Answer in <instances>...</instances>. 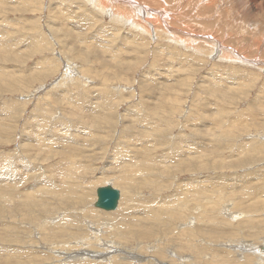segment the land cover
Here are the masks:
<instances>
[{
  "label": "rangeland",
  "instance_id": "obj_1",
  "mask_svg": "<svg viewBox=\"0 0 264 264\" xmlns=\"http://www.w3.org/2000/svg\"><path fill=\"white\" fill-rule=\"evenodd\" d=\"M0 264H264V0H0Z\"/></svg>",
  "mask_w": 264,
  "mask_h": 264
},
{
  "label": "water",
  "instance_id": "obj_2",
  "mask_svg": "<svg viewBox=\"0 0 264 264\" xmlns=\"http://www.w3.org/2000/svg\"><path fill=\"white\" fill-rule=\"evenodd\" d=\"M98 199L95 207L107 212L116 211L120 201V192L112 186L101 187L97 190Z\"/></svg>",
  "mask_w": 264,
  "mask_h": 264
},
{
  "label": "bare ground",
  "instance_id": "obj_3",
  "mask_svg": "<svg viewBox=\"0 0 264 264\" xmlns=\"http://www.w3.org/2000/svg\"><path fill=\"white\" fill-rule=\"evenodd\" d=\"M163 16V15H162ZM201 41V40H200ZM221 52V51H220ZM50 140V139H49ZM48 154V153H47ZM106 186H112V185H105V186H102V187H106ZM113 187V186H112ZM99 188H101V187H99ZM99 188H97L96 189V196H97V190L99 189ZM114 189H116L115 187H113ZM118 190V189H117ZM119 192H120V201H119V203L121 202V200H122V198L124 197V193L123 192H121L120 190H118ZM127 191L128 192H131V190H129V189H127ZM127 198V197H126ZM97 199H98V196H97ZM97 199H96V201H97ZM125 201V200H124ZM96 203V202H95ZM95 203H94V207H95ZM118 207H119V205H118ZM96 208V207H95ZM97 209H99V208H97ZM118 209V208H117ZM99 210H102V209H99ZM102 211H104V210H102ZM106 212V211H105ZM113 212V211H112ZM241 216V215H240ZM233 217V216H232ZM234 218V217H233ZM261 249V248H260ZM252 250V249H251ZM259 250V249H258Z\"/></svg>",
  "mask_w": 264,
  "mask_h": 264
}]
</instances>
